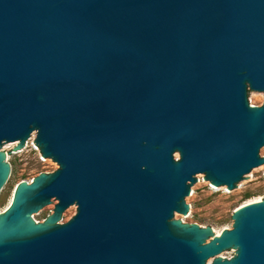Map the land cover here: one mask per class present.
Segmentation results:
<instances>
[{"label":"water","instance_id":"95a60500","mask_svg":"<svg viewBox=\"0 0 264 264\" xmlns=\"http://www.w3.org/2000/svg\"><path fill=\"white\" fill-rule=\"evenodd\" d=\"M250 90L264 0H0V205L8 152L58 166L16 184L0 264H264V194L219 234L190 222L204 180L264 173Z\"/></svg>","mask_w":264,"mask_h":264},{"label":"rangeland","instance_id":"374dc122","mask_svg":"<svg viewBox=\"0 0 264 264\" xmlns=\"http://www.w3.org/2000/svg\"><path fill=\"white\" fill-rule=\"evenodd\" d=\"M247 99L252 105H260L264 100V93L253 90L247 91ZM18 152L13 153L11 150L7 153L15 175L12 188L0 205L1 210L6 208L19 181H30L32 177L40 172H51L58 168L57 164L41 155L35 142H33L24 158L18 157ZM174 156L177 158L178 154L175 153ZM263 194L264 173L251 179L240 196L223 194L207 180H204L202 191L191 203L193 219L190 222L209 225L219 231L223 228H231L232 211L245 203L262 197Z\"/></svg>","mask_w":264,"mask_h":264},{"label":"flooded vegetation","instance_id":"af4514ba","mask_svg":"<svg viewBox=\"0 0 264 264\" xmlns=\"http://www.w3.org/2000/svg\"><path fill=\"white\" fill-rule=\"evenodd\" d=\"M71 207H75V206H69L68 208H66V209L62 212V214H61V219H60L61 222H66V221H68V220L73 216V215H70V216L66 217V216H67V213L70 211L69 209H70ZM51 212H52V211L50 210L49 213L46 214V216H45L44 218H42L40 221H43L48 215L51 214Z\"/></svg>","mask_w":264,"mask_h":264},{"label":"bare ground","instance_id":"6f19581e","mask_svg":"<svg viewBox=\"0 0 264 264\" xmlns=\"http://www.w3.org/2000/svg\"><path fill=\"white\" fill-rule=\"evenodd\" d=\"M12 197V196H11ZM261 198L262 197H259V198H257V199H255V200H253V201H250V202H255V201H259V200H261ZM10 201H11V198H10ZM10 201H9V203H10ZM250 202H248V203H250ZM9 203L7 204V206L9 205ZM6 206V207H7ZM2 210L0 209V212H1ZM214 230V232H215V234H219V230H216V229H213Z\"/></svg>","mask_w":264,"mask_h":264}]
</instances>
